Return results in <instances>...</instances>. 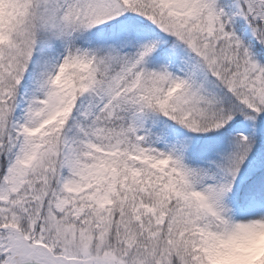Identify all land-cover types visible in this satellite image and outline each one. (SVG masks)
<instances>
[{
  "label": "snow or ice",
  "instance_id": "snow-or-ice-1",
  "mask_svg": "<svg viewBox=\"0 0 264 264\" xmlns=\"http://www.w3.org/2000/svg\"><path fill=\"white\" fill-rule=\"evenodd\" d=\"M0 264H264V0H0Z\"/></svg>",
  "mask_w": 264,
  "mask_h": 264
}]
</instances>
